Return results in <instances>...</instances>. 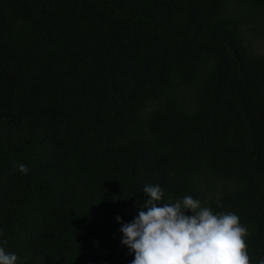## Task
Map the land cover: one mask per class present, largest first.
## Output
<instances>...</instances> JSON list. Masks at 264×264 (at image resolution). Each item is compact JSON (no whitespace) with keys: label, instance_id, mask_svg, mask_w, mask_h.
I'll use <instances>...</instances> for the list:
<instances>
[{"label":"trees","instance_id":"1","mask_svg":"<svg viewBox=\"0 0 264 264\" xmlns=\"http://www.w3.org/2000/svg\"><path fill=\"white\" fill-rule=\"evenodd\" d=\"M145 185L264 259V0H0V247L132 264Z\"/></svg>","mask_w":264,"mask_h":264},{"label":"clouds","instance_id":"2","mask_svg":"<svg viewBox=\"0 0 264 264\" xmlns=\"http://www.w3.org/2000/svg\"><path fill=\"white\" fill-rule=\"evenodd\" d=\"M18 170L28 173L23 164ZM143 192L150 199L133 222H121L120 228L122 244L134 253L132 264H251L248 231L238 215L213 213L191 196L161 203L164 192L159 185H145ZM17 259L0 247V264H17Z\"/></svg>","mask_w":264,"mask_h":264}]
</instances>
